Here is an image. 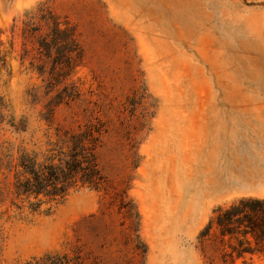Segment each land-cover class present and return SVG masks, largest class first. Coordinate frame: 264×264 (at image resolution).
Masks as SVG:
<instances>
[{
	"label": "rangeland",
	"instance_id": "obj_1",
	"mask_svg": "<svg viewBox=\"0 0 264 264\" xmlns=\"http://www.w3.org/2000/svg\"><path fill=\"white\" fill-rule=\"evenodd\" d=\"M0 51V145L95 180L30 212L0 168V264H264L205 230L264 197V0H0Z\"/></svg>",
	"mask_w": 264,
	"mask_h": 264
},
{
	"label": "trees",
	"instance_id": "obj_2",
	"mask_svg": "<svg viewBox=\"0 0 264 264\" xmlns=\"http://www.w3.org/2000/svg\"><path fill=\"white\" fill-rule=\"evenodd\" d=\"M52 27L49 32V40L42 39L39 45L50 56L51 49L56 51L53 61H61L64 48L72 38L68 29L60 28L55 17L49 16ZM72 51L67 48L66 51ZM1 52V51H0ZM6 54H0V69L4 68ZM1 82V80H0ZM8 104L0 92V123L7 117ZM8 144L0 145V168L12 173V198L21 203L26 202L30 212H37L42 205L49 209L53 204L63 200L71 190L81 186L95 187L94 168L82 166L85 156L84 148L79 141H75L70 152V158L55 162L53 156H45L39 160L38 153L28 150L24 146H18L15 152H11ZM87 168L89 172H85ZM12 203L21 208L22 204ZM214 226L219 234L237 238L238 246H233L237 256L244 253H264V197L241 198L225 206H217L213 210V216L209 220L206 231ZM247 236L253 238L247 239ZM67 264L68 258L63 256Z\"/></svg>",
	"mask_w": 264,
	"mask_h": 264
}]
</instances>
